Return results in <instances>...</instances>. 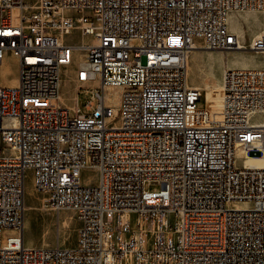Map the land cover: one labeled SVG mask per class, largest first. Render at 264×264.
Here are the masks:
<instances>
[{
  "label": "built area",
  "instance_id": "obj_1",
  "mask_svg": "<svg viewBox=\"0 0 264 264\" xmlns=\"http://www.w3.org/2000/svg\"><path fill=\"white\" fill-rule=\"evenodd\" d=\"M232 11L264 0H0V65L5 51L19 61L0 86V264H264V67L225 69L216 111L186 82L195 38L264 56V30L242 45ZM73 30L91 43H64ZM75 48L86 111L58 93ZM107 85L121 88L119 123ZM85 166L95 185L80 184ZM26 169L42 208L75 212V246H24Z\"/></svg>",
  "mask_w": 264,
  "mask_h": 264
},
{
  "label": "rangeland",
  "instance_id": "obj_2",
  "mask_svg": "<svg viewBox=\"0 0 264 264\" xmlns=\"http://www.w3.org/2000/svg\"><path fill=\"white\" fill-rule=\"evenodd\" d=\"M31 1V0H28ZM70 14V13H69ZM227 26L230 30L238 32L243 42H249V36L258 30H264V21L254 17L238 15L228 16ZM262 31V30H261ZM245 38V39H243ZM195 48L188 56L187 84L204 88L201 90L202 97L197 102L198 106L205 105L216 111L219 105L220 85L225 69H257L264 67V56L260 52L246 49L240 50H209L204 49L202 40L193 39ZM64 43L71 46L88 45L92 41L91 36L82 35L78 30H73L63 38ZM72 62L69 65L60 67L59 94L65 106L70 109L79 107L85 110V103L89 98V88H76V71L79 69L85 52L81 49H73ZM19 75V61L10 51L3 54L0 65V86H12L17 84ZM119 86L107 85L104 88L105 104L115 111L114 123H119L120 110ZM75 95V96H74ZM263 115L256 113L251 117L252 122H259ZM247 163H257L261 165L260 158L246 159ZM242 159L237 156L235 165L241 166ZM79 181L82 185H95L98 182V172L90 166H85L80 170ZM159 185L146 184V190H158ZM236 207H250V203L240 202L234 204ZM130 220L134 223L136 215H130ZM173 216H169V221L173 222ZM80 220L74 211L69 209H47L41 207V193L33 184L32 170L26 169L24 172V212H23V244L27 248L44 247H73L77 242V233L80 227ZM141 226L146 224L141 222ZM11 230H3L1 236L11 234Z\"/></svg>",
  "mask_w": 264,
  "mask_h": 264
},
{
  "label": "crops",
  "instance_id": "obj_3",
  "mask_svg": "<svg viewBox=\"0 0 264 264\" xmlns=\"http://www.w3.org/2000/svg\"><path fill=\"white\" fill-rule=\"evenodd\" d=\"M230 16H235V15H238V16H241V17H245V16H250V17H254L255 19H258V20H262L264 21V12H261V11H232V12H229ZM228 14V16H229ZM228 18V17H227ZM229 29V28H228ZM230 30V29H229ZM263 30V29H261ZM261 30H258L257 32H254L252 33L250 36H249V42H247L248 44L250 43V41L261 31ZM232 33L236 34L238 36V39H239V42L246 46V43L243 42L240 38V35L238 32H234L232 30H230ZM245 39V38H243ZM247 44V45H248ZM79 84L76 82V88ZM197 87V86H196Z\"/></svg>",
  "mask_w": 264,
  "mask_h": 264
},
{
  "label": "bare ground",
  "instance_id": "obj_4",
  "mask_svg": "<svg viewBox=\"0 0 264 264\" xmlns=\"http://www.w3.org/2000/svg\"><path fill=\"white\" fill-rule=\"evenodd\" d=\"M242 50H243V49H242ZM59 84H60V83H58V93H59Z\"/></svg>",
  "mask_w": 264,
  "mask_h": 264
}]
</instances>
